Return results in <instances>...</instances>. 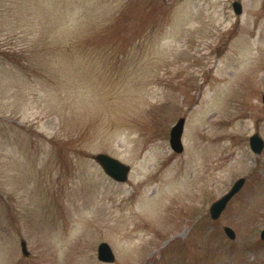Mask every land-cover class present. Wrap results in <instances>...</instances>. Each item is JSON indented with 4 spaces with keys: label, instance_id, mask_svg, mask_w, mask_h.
<instances>
[{
    "label": "rangeland",
    "instance_id": "rangeland-1",
    "mask_svg": "<svg viewBox=\"0 0 264 264\" xmlns=\"http://www.w3.org/2000/svg\"><path fill=\"white\" fill-rule=\"evenodd\" d=\"M232 1L0 0V264H264V0Z\"/></svg>",
    "mask_w": 264,
    "mask_h": 264
},
{
    "label": "water",
    "instance_id": "water-1",
    "mask_svg": "<svg viewBox=\"0 0 264 264\" xmlns=\"http://www.w3.org/2000/svg\"><path fill=\"white\" fill-rule=\"evenodd\" d=\"M233 9L235 13L239 14L241 11L240 4L238 3H233ZM263 102H264V95L262 97ZM183 119H180L177 124L172 128L171 133H170V146L173 150L176 152H181L182 151V144L180 141V136L182 133V127H183ZM250 146L252 150H254L256 153L260 152L262 147H263V142L262 140L258 137V135H254L250 139ZM93 159L96 160L103 168L106 174H108L110 177L115 179L116 181H125L127 178V173L129 171V166H126L122 163H120L118 160L111 158L110 156L106 154H97L93 156ZM244 183V179L241 178L237 180L230 191L222 196L219 200L215 201L214 203L211 204L209 208V213L212 219H216L219 217L220 213L223 211L225 208L227 202L229 199L242 187ZM226 234L230 238H234V233L230 228H224ZM260 238L264 240V230L260 232ZM22 246V251L24 254H26L25 250V244L24 242L21 243ZM98 253V259L100 261L104 262H113L114 261V256L109 248V246L106 243H101L98 246L97 249Z\"/></svg>",
    "mask_w": 264,
    "mask_h": 264
},
{
    "label": "bare ground",
    "instance_id": "bare-ground-1",
    "mask_svg": "<svg viewBox=\"0 0 264 264\" xmlns=\"http://www.w3.org/2000/svg\"><path fill=\"white\" fill-rule=\"evenodd\" d=\"M141 229H144V228H141ZM142 231L143 230H140V232H142ZM143 232H147L148 233L147 236L150 237V235H151V229L150 228L144 229Z\"/></svg>",
    "mask_w": 264,
    "mask_h": 264
}]
</instances>
